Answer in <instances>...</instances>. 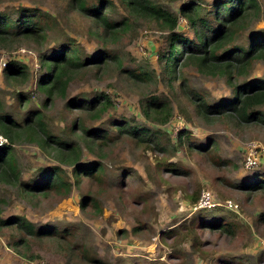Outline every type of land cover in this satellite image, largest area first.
Here are the masks:
<instances>
[{"label": "rangeland", "instance_id": "374dc122", "mask_svg": "<svg viewBox=\"0 0 264 264\" xmlns=\"http://www.w3.org/2000/svg\"><path fill=\"white\" fill-rule=\"evenodd\" d=\"M112 1L111 17L120 20L127 13L119 0ZM151 1L178 15L183 4L198 1L210 9L215 0ZM257 2L259 15L250 26L264 30V0ZM25 9L47 18L48 36L43 44L0 41V114L21 122L27 112L39 110L51 134L70 140L75 138L70 133L72 125L80 118L89 128L109 130L119 139L102 148L101 157L83 148L82 164L99 161L104 176L99 181L80 177L77 184L71 177L74 187L66 197L31 198L14 186L0 185L2 219L23 217L35 228L71 232L58 245L31 242L25 253L23 248L18 252L8 247L21 235L1 228L0 264H264V190L245 188L254 180L264 183V126L239 122L229 114L206 118L194 111L185 94L189 90L209 105L228 99L232 90L225 79L207 75L193 65H180L173 75H167L159 58L167 49V32L155 22L131 18L125 33L101 38L97 26L66 0H0V14L16 18ZM178 31L192 37L182 18ZM67 39L76 44L82 57L107 51L120 58L121 67L111 62L101 71L82 70L69 84L64 99L54 97L46 104V94L37 89L45 72L39 54L57 50ZM246 42L244 33L238 43ZM11 62L25 69L26 76L7 77L4 72ZM123 69L149 79L128 78ZM253 73H263L261 64L257 63ZM100 93L114 103L101 120L87 121L77 109H71V99H89ZM153 98L172 103L173 116L165 125L143 115L142 105ZM179 104L187 114L179 112ZM261 111L264 113V107ZM122 120L154 132L157 145L118 137L113 125ZM254 146L258 160L248 167ZM13 155L26 182L38 176L40 169L52 166L72 176V169L55 152L25 136L14 144ZM207 193L216 207L198 208ZM87 196L98 209L82 206ZM228 202L236 208L228 209ZM220 218L232 225L231 234L199 230L201 221ZM83 252L94 263L84 261Z\"/></svg>", "mask_w": 264, "mask_h": 264}, {"label": "trees", "instance_id": "16d2710c", "mask_svg": "<svg viewBox=\"0 0 264 264\" xmlns=\"http://www.w3.org/2000/svg\"><path fill=\"white\" fill-rule=\"evenodd\" d=\"M66 1L79 15L89 18L97 26L98 35L101 38L125 33L131 18L155 22L167 32V49L159 55L167 75H173L180 65H193L207 75L223 77L231 87L230 98L211 105L206 103L203 97L185 90L197 114L206 118L229 114L237 118L239 122L260 123L264 126V113L261 111L264 107V30L252 29L250 26L251 20L255 17L257 19L259 15L257 0H215L210 9L203 7L198 1H191L179 8L178 15L151 0H119L127 13L120 20L111 17L110 13L115 7L112 0ZM179 18L186 22L192 37H187L178 31ZM244 33L247 42L240 44L238 38ZM47 36V18L37 11L20 10L16 18L0 14L1 42L8 41L13 44L18 40H28L35 44H43ZM39 62L45 72L41 73L37 89L46 94V104L54 97L64 99L69 84L82 70L90 68L101 71L111 62L121 67L120 58L107 51H100L91 58L82 57L71 39L58 45L57 50L48 51V53L40 52ZM257 63L261 64L263 70L260 76L259 73H253ZM24 70L11 62L4 73L9 78L25 77ZM123 71L128 73V78L138 81L149 79L147 75L144 76L141 73L125 71V69ZM69 103L71 109H77L81 116H86L87 121L90 122L101 120L103 115L114 106L113 101L105 93L89 99L73 98ZM178 107L180 113L187 114L184 105L179 104ZM142 112L149 121L165 125L173 116V106L168 99L153 98V101H146L142 105ZM113 127L118 137L130 138L140 145L147 146L150 143L157 145L158 138L148 129L131 125L124 120L115 123ZM0 133L8 142L0 146V185L14 186L22 195L31 198L50 194L66 197L80 177L87 178L89 181H99L104 176L102 165L99 161L82 164L83 148L101 157V149L111 144L115 145L119 139L111 136L109 130L89 128L80 118L73 123L70 131L71 135L75 136L73 140L57 137L51 134L39 110L27 112L21 122L0 114ZM24 136L28 141L36 142L40 148H49L55 152L59 161L72 169V176L61 167L52 166L40 169V174L31 181H24L18 162L13 155L14 144L17 140H23ZM198 151L203 153L206 149H198ZM245 188L264 190V183L258 184L254 180L252 183H247ZM1 203L0 199V229H11L21 235L13 245L8 246L9 248H14L18 252L20 248H23L27 253L31 242L41 241L58 245L60 241L71 235L69 230L58 231L48 226L35 228L23 217L4 220L1 218ZM81 204L82 206L88 204L98 209L90 196L85 197ZM224 223L225 219L221 218L201 221L199 230L208 228L211 231L217 230L231 234L232 225ZM18 252L17 254L21 255ZM81 258L89 263L95 261L93 257L86 255V252L82 253Z\"/></svg>", "mask_w": 264, "mask_h": 264}, {"label": "built area", "instance_id": "2783aa9c", "mask_svg": "<svg viewBox=\"0 0 264 264\" xmlns=\"http://www.w3.org/2000/svg\"><path fill=\"white\" fill-rule=\"evenodd\" d=\"M7 143V139L0 133V146L5 145ZM251 153L249 154L248 158H247V164L246 166L248 167H253L252 165L256 164L257 159V155L255 154V149L257 148L256 146L251 147ZM216 204L213 203L211 201V197L209 195V193H207V195L202 197V201L199 203L198 208H203V209H211V208H215ZM226 207L228 209H234L236 208L235 204L228 202L226 204Z\"/></svg>", "mask_w": 264, "mask_h": 264}]
</instances>
